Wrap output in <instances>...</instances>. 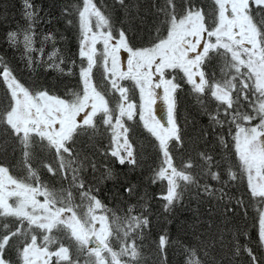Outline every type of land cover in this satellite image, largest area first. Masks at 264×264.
Wrapping results in <instances>:
<instances>
[{
	"label": "snow or ice",
	"instance_id": "6c2138e0",
	"mask_svg": "<svg viewBox=\"0 0 264 264\" xmlns=\"http://www.w3.org/2000/svg\"><path fill=\"white\" fill-rule=\"evenodd\" d=\"M23 4L28 25L22 30L9 31L7 41L13 47L23 44L28 66L32 68L34 61L31 53L39 51L42 54L44 49L33 47L38 13L31 0H23ZM114 5L125 10L129 8L126 0H114ZM166 5V8L158 9L166 18V36H158L150 46L135 47L123 28L114 29L110 18L102 13L94 0H82V7L77 8L80 37L78 56L82 62L86 61V66L81 63L79 70L82 93L73 92L74 98L71 100L51 94L47 89L30 90L20 83L0 58V82L6 86L10 97L7 106L0 109V131L18 145L22 153L21 164L27 171L24 179H17L10 174L7 166L0 165V220L4 221L0 225V264H14L7 256L8 249L13 247L16 252L15 264H79L78 257L73 258L69 246L60 243L55 251L49 248V245L58 242L52 235L54 229L65 232L67 238L75 242L78 254L87 251L89 257H95L86 264H106L108 257L102 253L111 257L110 264H132L139 260L140 253L134 242H123L119 252L113 250L109 243L113 231L108 217L96 214V210L104 206L90 189L81 192L82 200L88 202L87 212L81 217L72 205L71 193L67 201L58 198L40 182L37 170L32 167V149L38 145L41 149L54 152L59 161V169L47 163L43 167L53 175L71 169L73 183H76L79 169L73 167L77 161L70 144H75L81 135L96 133L98 114L105 130L111 133V148L105 155H111L121 165H137L125 118L134 121L138 115L143 129L158 142L162 159L151 179L153 184L158 181L167 183L166 194L160 197L165 201V212L171 211L189 186L201 189L205 195L216 196L218 200L227 197L230 202L233 198L225 189H231L238 181L246 184L245 194L255 204L258 244L264 250V0H212V12L208 14L190 2L181 15L176 12L175 0H166ZM64 13L72 15L67 6ZM256 17H259V21ZM68 23L72 24L73 21L69 20ZM43 39L54 38L47 34ZM98 44H102V51L97 48ZM121 50L128 54L126 70H121ZM56 55L54 51L48 59L53 60ZM214 59L223 61L221 72L227 78L222 82L214 76L210 81L204 70ZM101 61L103 80L111 85L109 93L118 94L116 110L110 107L105 94L93 83V68ZM62 63L63 58L60 60ZM60 64L53 61L48 66L63 72ZM72 64L75 65L76 61L73 60ZM178 73H182V76H178ZM67 74H74L72 68ZM125 80L134 82L139 90V105L130 98L132 89L120 83ZM180 80L190 85L192 92L198 96H203L208 89L211 97L217 101V113H207L210 121L221 128L226 123L229 125L227 135L232 137L231 150L238 164L225 169L227 180L219 171L212 170L220 167V162L215 161L212 154H200L204 161V175L220 183L219 188L207 183L201 185L194 174L185 171L193 167L191 160L185 163L183 169H178L173 163L169 143L172 140L177 144L183 142L177 122V93L182 88ZM237 81L238 84L235 83ZM157 89H162L163 94L159 98L167 108V127L161 125L153 114L152 106L158 98ZM242 101L249 102L251 112L239 110L238 105ZM221 106L226 119H218ZM114 111L117 114L114 115ZM232 125L235 126L234 132ZM217 140L223 149H229L223 134L217 135ZM65 153L71 159H66ZM92 167L95 169L94 164ZM234 167L239 168V173ZM29 180H34L35 185L27 182ZM78 186L83 189V182ZM126 191L131 195L133 189ZM38 196L44 198L43 202L37 199ZM236 203L245 209L247 215L243 198ZM234 211L230 206L225 207V213ZM129 212H132L131 208ZM8 218L17 222L15 228L7 222ZM148 225L146 216L133 215L127 219L124 237ZM33 228L39 230L42 236L38 237ZM90 243L95 247L89 248ZM165 244L166 238L161 236V250ZM185 251L186 264H205L208 256L206 248L203 258L197 248ZM240 251L237 248L235 254L239 255ZM243 251L251 264H259L251 248L245 247ZM123 256H128L129 260L122 261L120 258ZM52 257L56 258L54 262Z\"/></svg>",
	"mask_w": 264,
	"mask_h": 264
},
{
	"label": "trees",
	"instance_id": "16d2710c",
	"mask_svg": "<svg viewBox=\"0 0 264 264\" xmlns=\"http://www.w3.org/2000/svg\"><path fill=\"white\" fill-rule=\"evenodd\" d=\"M189 2L194 7L203 9L206 14L212 12V0H175L178 15L183 14ZM31 3L40 16L36 23L46 34H51L54 38L53 46L59 60H61V53L63 56L65 55L64 63L60 64L64 71L59 73L58 69L55 70V67H49L47 64L46 66L43 62L37 64L36 59H33V67L29 68L26 56L21 55L20 45L18 47L9 45L7 33L14 31L26 22L23 0H0V58L9 66L20 83L30 90L47 89L51 94L61 98H71L73 92H82L79 70L81 63L86 66V61L82 62L78 56L80 37L77 8L82 7V0H31ZM94 3L104 15L110 18L114 29L123 28L126 31L135 47H144L151 44L158 36L167 34L165 15L158 11L159 8L167 7L166 0H126L129 5L127 10L119 5H114V0H94ZM66 6L72 15L64 13ZM41 16L46 17L47 21L45 22ZM256 19L259 21V17ZM69 20H72L73 23L69 24ZM6 51H9V55L12 54V57L6 56ZM73 60L76 61L75 65L72 64ZM215 64L218 66L216 67ZM221 65V60L214 59L205 66L204 70L210 81L213 76L218 81L222 79ZM69 68H72L73 75L67 74ZM58 74H61L63 79L57 78ZM47 75H55L57 80L55 78L49 80L46 78ZM178 76H182V73H178ZM94 82H96V77H94ZM179 82L182 88L177 93V122L181 129L180 134L183 142L177 144L175 140H172L169 143L173 163L178 169H183L185 163L191 160L193 167L184 170L194 174L199 184L207 183L213 188H219L221 187L220 183L212 180L210 176L204 175V161L200 154H212L215 161L220 162V167H214L212 170L219 171L223 179L227 180L225 169L238 164L234 151L231 150L232 138L227 135V128H225L228 124L226 123L221 128L210 121L207 113H217V101L211 97L208 89L203 96H198L192 92L190 85L184 83L183 80ZM101 83L103 86L106 84L104 86L106 99L109 100L110 107L116 110L118 94L109 93L110 86L107 85V81L103 80ZM123 85L132 89L130 98L136 102L137 89L129 84L128 80L123 81ZM9 99L6 86L0 82V109L7 106ZM201 100L204 101L203 104L200 103ZM114 103L115 105L112 106ZM243 103L244 101L239 105ZM115 114L117 111H114ZM218 119H225L220 112ZM96 120L99 127L94 135H81L76 139L75 144H70V147L73 148V157L77 161L73 167L79 169L76 183H73L71 169H68L66 173L58 172L56 175L49 173L43 164H51L59 169V161L54 152L41 149L38 145L32 149V167L37 170L40 182L47 186L49 191L55 193L58 198L62 197L67 201L68 194L71 193V201L75 210L77 211V208L82 205L83 214L80 215L81 217L87 212L88 205L86 200H82L81 192L90 189L104 206L97 211H102L111 218L117 217L114 224L110 219L112 230L117 236H121L124 242L135 243L140 258L132 264H186L185 249L189 248H197L201 258L204 257L206 248L208 256L205 264H251L247 253L243 251L245 247L253 250L259 264H264V250L258 244L255 204L245 194L246 184H241L238 181L231 189H225L233 198L230 202L227 197L224 200H218L216 196L205 195L201 189L189 186L171 211L165 212V201L160 197L166 194L167 183L158 181L153 184L151 179L162 159L158 150V142L143 129L138 115L134 121H127L125 118L126 126L130 128L128 135L134 145L137 165H128L127 163L121 165L111 155H105L111 148V133L105 130L99 114ZM219 134L225 136L229 149L226 150L220 146L217 140ZM64 155L66 159H71L66 153ZM21 160L22 153L18 145L0 131V165L7 166L10 174L15 178L24 179L27 176V171L22 166ZM91 163L95 165V169ZM84 167H86L85 170ZM234 170L239 173L238 167H234ZM27 182L34 185L36 183L34 180ZM81 182L84 184L83 189L78 186ZM181 185L183 186V182ZM128 188L133 189L131 195L126 191ZM216 195L218 196L219 193ZM241 197L244 204L247 205V215H245V209L236 203ZM226 206H230L235 211L225 213ZM130 208L132 209L131 213L129 212ZM133 215L146 216L149 225L146 228L130 232L125 238L123 229L127 226V219ZM121 216L124 218H119ZM3 222L0 220V225ZM7 222L12 228L17 226V222L13 218H8ZM115 224L118 230L114 228ZM32 231H35L38 237L42 236L39 230L32 229ZM52 235L58 242L52 244L51 248L63 243L70 247L74 259L78 257L79 264H86L89 257L88 252L84 251L78 254L75 242L69 240L65 232H58L54 229ZM161 236L166 238L163 250L159 247ZM13 243L15 244V241ZM116 243V240H113L110 245L113 248L116 245L118 247ZM237 248L241 250L239 255L235 254ZM7 256L15 264L14 247L8 249ZM124 257L126 256L121 257L122 261L129 260L128 257V259ZM89 258L94 260L93 257ZM54 261L53 258L52 262Z\"/></svg>",
	"mask_w": 264,
	"mask_h": 264
},
{
	"label": "rangeland",
	"instance_id": "374dc122",
	"mask_svg": "<svg viewBox=\"0 0 264 264\" xmlns=\"http://www.w3.org/2000/svg\"><path fill=\"white\" fill-rule=\"evenodd\" d=\"M39 18H40V16H38L37 17V20L36 21H38L39 20ZM41 18L43 19V20H45V22L47 21V19H45L43 16H41ZM27 25H28V21L26 20V22L22 25V26H20V27H17V29H15L14 31H18V30H22V29H24V28H26L27 27ZM94 25H95V19L93 18V30H95V27H94ZM45 35H47L45 32H44V30L39 26V24H35V28H34V44H33V47L35 48V49H40L41 47H43V49H44V51H43V53L41 54L39 51H34V52H32L31 53V56H33V59H36V61H39L37 64H40V63H44L45 65L47 64V65H50V64H52L53 63V61H55V63H57V64H60V60H59V57H58V55H56L55 57H53V60H49L48 59V56H49V54L50 53H52V52H54L55 50H54V40L53 39H49V40H47V41H45L43 38H44V36ZM5 37V36H4ZM21 39H22V36H21ZM146 46H150V44H148V45H146ZM97 48L99 49V50H103V46H102V44H98L97 45ZM20 49H21V55L23 54L24 55V47H23V44H20ZM5 55L6 56H8L9 58L10 57H12V54H10L9 55V51H6V53H5ZM61 55V58L63 57V59L65 60L66 58L63 56V54L61 53L60 54ZM127 53L126 52H123V50H121V54H120V56H121V60H120V66H121V70H126V68H127V63H126V58H127ZM25 56V55H24ZM100 58L98 57V60H99ZM222 62V65H221V69H222V66H223V61H221ZM46 65V66H47ZM216 65V67L218 66L217 64H215ZM55 70H57L56 68H55ZM59 73L61 72V71H59V70H57ZM244 71H246V69H244ZM60 77H61V74H58V77L57 78H59L60 79ZM94 77H96V82H94ZM103 78V64H102V61L100 62V63H98L97 64V66L96 67H94V69H93V83L94 84H96L97 86H98V88L105 94V92H104V86L106 85H101L102 83L101 82H103V80H102V78ZM47 79H49V80H53L54 78L57 80V78H56V76L55 75H47V77H46ZM221 78L222 79H220L219 81H223L224 79H226L227 77H224L223 75H222V73H221ZM61 79H63L62 77H61ZM199 78L197 77V80H198ZM126 81V80H125ZM120 83L123 85V81H120ZM128 83L129 84H132L134 87H135V85H134V82H132V81H130V80H128ZM235 83H237L238 84V81L237 82H235ZM107 85L108 86H110V88H111V85H109L108 84V82H107ZM124 86H126L127 87V85H124ZM106 89H108L107 88V86H106ZM157 91V94H158V98L156 99V101H155V103H154V105L152 106L153 107V114L155 115V117H156V119L157 120H159L160 121V123H161V125H163V126H165V127H167V108H166V105H165V103H164V101L161 99V98H159L160 96H162V89H157L156 90ZM82 93V92H81ZM236 95V93H234V96ZM250 96H251V94H249ZM74 97L72 96L71 98H66L67 100H71V99H73ZM64 99H65V97H64ZM132 101H134V103L135 104H137V105H139L140 104V97H139V90L137 89V101L135 102V100H132ZM113 105H115V103L114 104H112V106ZM238 107H239V110L241 111V112H251L252 110H251V108L249 107V102L248 101H244V103L243 104H241V105H238ZM220 113H222V116L226 119V117H225V114H224V112H223V110H222V108H221V110L219 111ZM253 123H258V122H254L253 121ZM225 128H227L226 129V131H227V133H228V130H229V126L228 125H226V127ZM232 130H233V132L235 131V126L233 125L232 126ZM231 137V136H230ZM232 138V137H231ZM36 149L38 150V148L36 147ZM191 153V152H190ZM91 161V160H90ZM81 163H82V161H81ZM82 165L84 166V163H82ZM91 165H92V163H91ZM86 169V167H84V170ZM98 177H100V176H98ZM182 182V181H181ZM180 182V183H181ZM37 199L38 200H40L41 202H43V197L42 196H38L37 197ZM81 208H82V205L80 206V207H78L77 208V213L79 214V215H82L83 214V212H82V210H81ZM98 210V209H97ZM96 210V214L97 215H100V214H103V215H106L104 212H102V211H97ZM66 215H70V213H66ZM107 216V215H106ZM108 217V220H109V225H110V227H111V223L112 224H114V223H116V221H117V217L116 218H111L110 216H107ZM119 218H124V217H119ZM110 219H111V223H110ZM113 221H115V222H113ZM118 225V224H117ZM125 226H126V223H125ZM96 227L97 228H99V224H97L96 225ZM127 227V226H126ZM114 228H116V230H118V227L116 226V224H115V226H114ZM112 229V228H111ZM33 230H34V228H33ZM113 231V230H112ZM117 237H119V239L117 238ZM65 238V236L63 235V239ZM113 240L115 241L116 240V244H118V247H117V245H116V247L115 248H113V246H112V248H113V250L114 251H117V252H119L120 251V248H121V244L124 242V239L121 237V236H117V234L113 231V235L112 236H110L109 237V243L110 244H112L113 243ZM64 241H65V239H64ZM38 242H39V240H38ZM51 246H52V244L51 245H49V248L51 249V250H53V251H55V250H57L58 249V247L59 246H57V247H55V248H51ZM102 255H104V256H107L108 257V259H107V262H106V264H110V260H111V257L110 256H108V254L107 253H102ZM128 256H126V257H124V258H127ZM56 259L55 257H52V259ZM129 258V257H128ZM127 258V259H128ZM93 259H95V257L93 256ZM121 259V258H120ZM89 260H91L89 257L87 258V261H89Z\"/></svg>",
	"mask_w": 264,
	"mask_h": 264
},
{
	"label": "water",
	"instance_id": "95a60500",
	"mask_svg": "<svg viewBox=\"0 0 264 264\" xmlns=\"http://www.w3.org/2000/svg\"><path fill=\"white\" fill-rule=\"evenodd\" d=\"M93 240H94V238H93ZM88 247H89V248H93V247H95V244L90 243V244L88 245Z\"/></svg>",
	"mask_w": 264,
	"mask_h": 264
}]
</instances>
